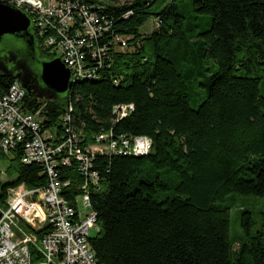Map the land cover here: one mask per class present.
<instances>
[{
  "label": "trees",
  "instance_id": "obj_1",
  "mask_svg": "<svg viewBox=\"0 0 264 264\" xmlns=\"http://www.w3.org/2000/svg\"><path fill=\"white\" fill-rule=\"evenodd\" d=\"M69 1L113 22L102 43L120 37L129 47L110 46L97 80L59 100L27 95L26 109L41 111L42 130L56 143L67 126L78 132L84 151L106 134L153 144L143 157L92 155L98 186L75 159L57 166L71 182L68 200L89 184L99 264H264V233H253L251 212L241 211L236 238L230 219L238 197L264 199V0ZM149 20L159 28L143 36ZM15 81L0 73V96ZM130 104L128 117L114 115ZM23 156L22 145L4 152L0 138L8 176L0 168V208L12 189L47 186L44 167Z\"/></svg>",
  "mask_w": 264,
  "mask_h": 264
},
{
  "label": "built area",
  "instance_id": "obj_2",
  "mask_svg": "<svg viewBox=\"0 0 264 264\" xmlns=\"http://www.w3.org/2000/svg\"><path fill=\"white\" fill-rule=\"evenodd\" d=\"M8 2L31 18L40 48L59 58L71 71L72 81L98 79L105 58H110L111 45L124 51L128 39L116 37L102 43L113 29V22L94 8L69 0H0ZM100 10V8L98 9ZM107 40V39H106ZM89 59L98 61L91 67ZM27 92L15 81L0 96V138L4 152L22 145L23 163L44 167L47 186L28 189L21 185L10 190L4 208H0V264H99L90 244V231H99L97 214L92 208L89 184L80 187L74 201L65 197L70 181L60 178L57 166H70L75 159L80 171L95 186L96 173L89 175L92 155L148 156L152 141L146 137L99 136L95 144L83 150L81 135L65 128L60 142L42 130L41 111L31 113L25 107ZM72 110V109H71ZM70 110V111H71ZM133 105L114 107L118 119L128 117ZM63 121L70 122L69 116ZM41 232H45L40 236Z\"/></svg>",
  "mask_w": 264,
  "mask_h": 264
},
{
  "label": "water",
  "instance_id": "obj_3",
  "mask_svg": "<svg viewBox=\"0 0 264 264\" xmlns=\"http://www.w3.org/2000/svg\"><path fill=\"white\" fill-rule=\"evenodd\" d=\"M39 43L28 14L8 2H0V73L17 80L30 97L59 100L67 97L75 83L71 71L59 58L44 61L39 75L33 66Z\"/></svg>",
  "mask_w": 264,
  "mask_h": 264
},
{
  "label": "rangeland",
  "instance_id": "obj_4",
  "mask_svg": "<svg viewBox=\"0 0 264 264\" xmlns=\"http://www.w3.org/2000/svg\"><path fill=\"white\" fill-rule=\"evenodd\" d=\"M121 5L125 4V0H121L119 2ZM159 26L154 20H149L142 28L141 32L143 36H150L153 32L158 30ZM55 57L47 56L41 52L40 48L38 51L37 61L33 66L34 73L39 75L40 73V65L44 61L52 60ZM197 105L194 106L196 108ZM0 168L3 171L2 180L6 181L8 176L5 174L7 169V165L0 164ZM247 210L251 212L254 221L253 233H264V199L261 198H245L238 197L236 204L232 208L230 212L231 219V236L232 238H236L242 235L241 230V211ZM99 235V231L93 229L90 231V237L96 238Z\"/></svg>",
  "mask_w": 264,
  "mask_h": 264
},
{
  "label": "flooded vegetation",
  "instance_id": "obj_5",
  "mask_svg": "<svg viewBox=\"0 0 264 264\" xmlns=\"http://www.w3.org/2000/svg\"><path fill=\"white\" fill-rule=\"evenodd\" d=\"M38 41V40H37ZM39 43V42H38Z\"/></svg>",
  "mask_w": 264,
  "mask_h": 264
}]
</instances>
